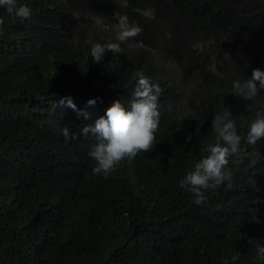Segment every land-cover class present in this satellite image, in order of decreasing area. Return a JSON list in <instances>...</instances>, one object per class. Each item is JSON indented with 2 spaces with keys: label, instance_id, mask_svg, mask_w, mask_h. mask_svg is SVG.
<instances>
[{
  "label": "trees",
  "instance_id": "trees-1",
  "mask_svg": "<svg viewBox=\"0 0 264 264\" xmlns=\"http://www.w3.org/2000/svg\"><path fill=\"white\" fill-rule=\"evenodd\" d=\"M19 4L31 7L29 19L0 9V264H264V140H242L232 187L206 193V204L179 187L216 143V113L229 109L243 137L264 112V90L254 101L231 92L233 80L264 70V0ZM88 15L112 28L126 15L142 31L96 63L91 44L115 37ZM220 53L227 63L216 71L210 58ZM156 56L176 63L180 83ZM138 72L161 88L156 139L95 175L94 141H66L59 129L78 134L114 101L128 107ZM193 81L199 104L187 100Z\"/></svg>",
  "mask_w": 264,
  "mask_h": 264
},
{
  "label": "clouds",
  "instance_id": "clouds-1",
  "mask_svg": "<svg viewBox=\"0 0 264 264\" xmlns=\"http://www.w3.org/2000/svg\"><path fill=\"white\" fill-rule=\"evenodd\" d=\"M0 9L21 19H29L32 9L27 4H19V0H0ZM3 18H0V33L3 31ZM115 41L92 43L89 48L91 59L100 63L108 52L123 51L121 43L138 36L142 28L131 22L126 15H118ZM137 80L133 89V99L128 107L120 100L114 101L105 113L94 123L84 125L80 132L73 133L67 126L59 131L65 140L77 139L79 136L91 138L88 156L94 160L93 173L107 177L121 161L134 159L139 153L149 151L156 139L160 125L158 100L161 88L153 83L142 72L136 74ZM264 90V70L254 69L250 77L232 81V95L246 101H254ZM89 106H94L96 100H89ZM67 106L73 109L76 105L71 98ZM212 128L217 133L215 144H209L206 155L192 165V170L179 181V187L191 193L196 205L207 203L206 193L224 186L232 187L229 170L230 158L240 152L242 140L248 145H256L264 140V112H257L256 117L248 124L246 135L239 134L236 119L232 112L223 108L213 116ZM228 182V183H226ZM257 257L264 260V246L257 245Z\"/></svg>",
  "mask_w": 264,
  "mask_h": 264
},
{
  "label": "rangeland",
  "instance_id": "rangeland-1",
  "mask_svg": "<svg viewBox=\"0 0 264 264\" xmlns=\"http://www.w3.org/2000/svg\"><path fill=\"white\" fill-rule=\"evenodd\" d=\"M86 23L92 24L93 26H96L98 28H103L104 30L107 31V33L109 35H112L115 37V34H116L115 28L108 27L103 22L102 23L98 22L93 15H88V17L86 18ZM122 43L129 44L130 42L127 40V41L122 42ZM130 45L132 47H134V45H132V44H130ZM156 58H158L160 63L163 65L168 76L172 80L180 83L181 73H180V69L177 67L176 63L173 61H162L163 58L160 57V59H159V56H156ZM226 63H227V55H225L223 53L214 54L210 58V67L216 71L221 70L219 68L225 67ZM184 86H185L187 93H188V99L187 100H189L191 103L193 102L194 104H199L201 101V95L197 89L196 82H194V81L189 82L188 84H184Z\"/></svg>",
  "mask_w": 264,
  "mask_h": 264
}]
</instances>
